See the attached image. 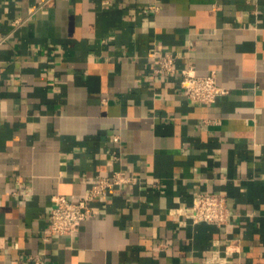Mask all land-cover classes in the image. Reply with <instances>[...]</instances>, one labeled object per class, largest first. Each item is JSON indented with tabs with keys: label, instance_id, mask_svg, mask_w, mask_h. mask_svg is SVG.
<instances>
[{
	"label": "crops",
	"instance_id": "0c3cea01",
	"mask_svg": "<svg viewBox=\"0 0 264 264\" xmlns=\"http://www.w3.org/2000/svg\"><path fill=\"white\" fill-rule=\"evenodd\" d=\"M168 54L228 93L191 102L154 73ZM116 172L95 217L48 234L57 196ZM198 193L227 224L191 220ZM32 256L264 264V0H0V264Z\"/></svg>",
	"mask_w": 264,
	"mask_h": 264
},
{
	"label": "built area",
	"instance_id": "2783aa9c",
	"mask_svg": "<svg viewBox=\"0 0 264 264\" xmlns=\"http://www.w3.org/2000/svg\"><path fill=\"white\" fill-rule=\"evenodd\" d=\"M21 22L17 20L15 25ZM154 73L157 75L180 73L181 88L191 102L212 104L217 98L228 93L226 88L217 84L215 72L198 75L194 68L178 70L174 67V57L171 54L165 55L158 61ZM130 181L131 178L125 177L121 172H116L111 179L99 176L97 186L86 191L77 202L69 201L64 196H57L50 210L48 234L72 235L78 231L84 221L95 217L96 200L106 198L110 190ZM189 215L194 223H207L217 227L227 224L230 214L226 196L218 193L195 194ZM26 261L43 264L41 258L37 256L29 257Z\"/></svg>",
	"mask_w": 264,
	"mask_h": 264
}]
</instances>
